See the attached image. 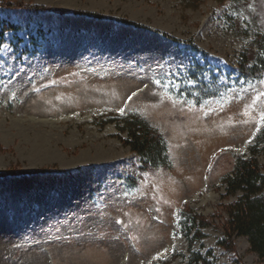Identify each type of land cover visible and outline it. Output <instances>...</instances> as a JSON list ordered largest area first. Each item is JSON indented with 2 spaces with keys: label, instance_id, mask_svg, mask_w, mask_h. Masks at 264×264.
I'll return each instance as SVG.
<instances>
[{
  "label": "rangeland",
  "instance_id": "obj_1",
  "mask_svg": "<svg viewBox=\"0 0 264 264\" xmlns=\"http://www.w3.org/2000/svg\"><path fill=\"white\" fill-rule=\"evenodd\" d=\"M263 36L264 0H0V264H189V209L193 251L264 264L219 244L222 179L264 126ZM128 114L167 166L124 143Z\"/></svg>",
  "mask_w": 264,
  "mask_h": 264
},
{
  "label": "trees",
  "instance_id": "obj_2",
  "mask_svg": "<svg viewBox=\"0 0 264 264\" xmlns=\"http://www.w3.org/2000/svg\"><path fill=\"white\" fill-rule=\"evenodd\" d=\"M164 35L165 38L171 39L169 35ZM257 46L259 53L252 67L253 70L262 73L264 72V36L260 38ZM193 49L199 51L196 47ZM119 120L124 123L123 129L125 128L128 135L124 143L138 153L144 166L154 169L167 166L165 138L146 118L137 114H128L114 119L116 122ZM248 148L250 156L235 155L233 169L222 179L225 191L222 198L234 200L225 205L227 214L225 236L220 239L219 244L233 250L235 237L244 236L251 250L264 261V171L257 158L258 152L264 153V126L258 130L253 144ZM180 224L184 237L190 243L189 264H214L210 259L211 251L202 254L191 249L192 243L200 241L203 237L199 228L207 225L204 217L192 209L182 210Z\"/></svg>",
  "mask_w": 264,
  "mask_h": 264
},
{
  "label": "snow or ice",
  "instance_id": "obj_3",
  "mask_svg": "<svg viewBox=\"0 0 264 264\" xmlns=\"http://www.w3.org/2000/svg\"><path fill=\"white\" fill-rule=\"evenodd\" d=\"M259 96H264V93L258 94L257 99H259ZM129 99H131V97ZM121 112H123V109H121ZM261 124L264 125V114L261 115Z\"/></svg>",
  "mask_w": 264,
  "mask_h": 264
}]
</instances>
